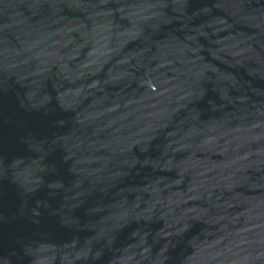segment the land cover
I'll use <instances>...</instances> for the list:
<instances>
[{"label": "water", "instance_id": "95a60500", "mask_svg": "<svg viewBox=\"0 0 264 264\" xmlns=\"http://www.w3.org/2000/svg\"><path fill=\"white\" fill-rule=\"evenodd\" d=\"M0 264H264V0H0Z\"/></svg>", "mask_w": 264, "mask_h": 264}]
</instances>
